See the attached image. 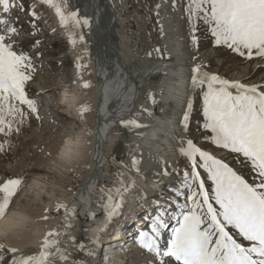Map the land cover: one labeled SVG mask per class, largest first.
I'll return each mask as SVG.
<instances>
[{
	"label": "snow or ice",
	"instance_id": "1",
	"mask_svg": "<svg viewBox=\"0 0 264 264\" xmlns=\"http://www.w3.org/2000/svg\"><path fill=\"white\" fill-rule=\"evenodd\" d=\"M36 4L54 11L73 49L88 52L90 17L74 9L71 0H34L27 9L32 17L31 34L37 31L40 19ZM165 6L184 21L194 50L203 32L215 46L245 61L264 62V0H157V17ZM13 9L25 11L23 0H0V153L11 147L10 138L18 135L32 117L42 119L37 99L40 94H33L30 88L38 67L31 53L18 47L16 37L21 29L16 26L19 18L9 16ZM39 44L36 40L31 47ZM154 51L158 56L164 52L160 48ZM147 55L151 57L152 53ZM89 67L84 56L78 55L76 68L83 89L92 87L83 79V71ZM189 81V96L178 119L176 160H157L160 168L155 175L172 180L169 194L163 201H148L145 197L144 203L151 210L146 211L138 229V246L151 257L150 264H264V83L226 78L207 70L195 56ZM112 91L120 96L129 89L114 85ZM146 99L156 102L151 91L146 93ZM63 102L75 107L87 125L90 104L78 103L71 90L65 92ZM142 113L151 115L141 105L117 118L116 123L139 135L148 127L140 121ZM194 115L200 133L198 142L189 136ZM84 134L93 135L87 127ZM81 141V137H69L63 142L58 160L54 161L58 168L77 174L83 158ZM226 157H231V162ZM102 159L96 161L97 169ZM129 160L130 163L116 164L109 158L116 168L110 174V184L94 183L96 172L80 188L60 177L51 184L34 182L37 193L50 188L52 197L61 191L73 197L71 203L56 198L39 211L20 199L27 177L6 174L0 179V221L17 209L7 223L8 239L29 241L33 225H46L53 214L62 213V227L43 231L35 249L0 242V262L11 254L10 264H96L97 246L121 214L126 196L138 188L136 177L143 175L141 158L130 153ZM81 214L88 221L103 216L101 224L81 227L84 241L71 232L73 221ZM72 251L86 259L74 258Z\"/></svg>",
	"mask_w": 264,
	"mask_h": 264
},
{
	"label": "rangeland",
	"instance_id": "2",
	"mask_svg": "<svg viewBox=\"0 0 264 264\" xmlns=\"http://www.w3.org/2000/svg\"><path fill=\"white\" fill-rule=\"evenodd\" d=\"M33 2L34 0H23L25 11L13 9L10 11L9 16L13 20L16 17L19 18L18 24L16 25L21 29L20 35L16 37L18 47L28 50L34 57V61L38 67V71L35 75V81L31 84L30 88L33 94H40L37 99L42 119L37 120L35 117H32L30 121L26 123L24 127H22V130L18 135H14L10 138L11 147L6 152L0 153V179L4 178L6 174H23L28 177L26 187H28V184L30 183L29 180L32 178V175L34 176L33 173H35V171H32V168L36 167L34 161H36V158H38L39 153L53 146V140L59 139V142H62L63 136L66 134L75 135L79 133L80 127L82 126L80 118L71 112L72 109L70 107H66V105L62 104L61 100L63 92L68 90L72 91L75 87H77V81L80 80L78 77V70L76 68V59L78 55L83 56L82 48L73 49V47H70L71 45L68 41L67 34L65 33L64 29L59 26L58 18L55 16L54 11L45 7H41L39 4H36V11L40 16V19L37 21V31L35 34H31L33 31L30 27L32 17L29 15L27 9L29 4ZM118 5L121 9L120 17H122L121 19L123 20L122 24L124 26V35H126L124 48L125 55L129 59L130 67L133 70L147 76V80L150 85H148L150 88L149 91L152 92L156 101L155 103H152L150 100H147L146 93L144 92L142 96L144 102L139 103V105L136 107V109H139L141 105H144L151 113V115H148V113H142L140 116V121L143 124L148 125V127L142 129V133L146 132L145 130H148L150 125L154 124V121L156 120H161L162 124L160 128L161 131L158 129V131L155 133V136L158 133L162 135L168 133L163 131L166 129V127L164 128V125L166 126L167 124L173 123L175 124L173 126L176 129V135L180 133L178 119L185 105L184 101L189 96V77L190 68L193 64V56L198 58L199 61H202L207 70L218 73L226 78L239 79L245 83L264 82V62L260 61L259 59L245 61L242 58L237 57L230 50L224 47L215 46L211 38L204 35L203 32L200 33L199 46L194 50L190 43L189 36L183 33L185 29L183 26V20L180 18L179 14L169 11L166 6L161 11V15L159 16L161 22L154 27L155 23H150L144 18V13L147 9L146 2L144 0H118ZM0 15H2V10H0ZM161 28H163V31H161ZM53 29H55V31H53ZM36 40H39L40 44L38 47L32 48L31 46ZM168 40H173L176 42H172L169 47H165ZM108 41L110 40L108 39ZM157 48L164 50L162 55L158 56L154 51V49ZM148 52L152 53L151 57L147 55ZM37 53H40L41 55H37ZM166 58L167 60L165 61ZM165 63L172 65L168 67L166 66L168 68L166 73L165 71H162V66ZM180 64L183 67H180L179 69L176 65ZM172 71L177 72L175 77L172 76L174 78V87L177 88L182 84L181 87L183 91H186V94H183L184 98L182 97L184 102H182L183 106L181 109L178 108L180 110H177L175 103H170L169 101L164 103L165 100L163 101V99H161V101L160 95H158L157 92L158 85L164 78L168 79L170 75H175L174 73L171 74ZM74 81L75 84L73 83ZM78 88L79 87L76 89ZM80 90L81 91L80 93L78 92V95L81 98L79 96L76 97V101L78 103H80V100L86 96L84 93L85 89ZM72 92L75 94L77 90ZM197 108H199L198 101ZM197 115L193 116L192 130L189 133V136L193 138L194 141L198 142L200 133L196 129ZM170 130L172 131V128ZM2 139L3 138L0 137V140ZM137 145L138 144L134 145L132 150L127 154L124 162L130 163V153H134L140 157L142 160L143 175L136 177L138 188L134 191H131L127 195L125 203H127L131 198L135 199V197L139 195L141 191L139 189H141V187H145L140 185L142 182L148 183L153 181L149 183L150 186L152 183L157 186L162 182H167V188L163 190L167 193V195L172 184V180H169L168 178L160 179L155 175V173L160 168V165L157 163L159 157L158 151L160 150L157 152L151 148H143L141 150L140 148L142 146H140V143L138 146ZM173 153H175V156H173ZM220 154L223 155V153ZM162 155L163 156L161 158L167 159L169 163L173 160H176L177 156L176 151L164 153ZM226 159L231 162V157H226ZM181 161H178V163ZM21 164L24 165V167H20ZM25 165L28 166V168L29 165L33 167L30 166L29 169L25 170ZM235 166L240 167L239 164H236ZM19 167L20 170H17L16 168L19 169ZM68 178H66L65 181H69L71 185H75L76 187L78 186V178H76L74 175H70ZM174 179L175 177H173V180ZM49 189L50 188L46 189V192L43 195L45 201L48 200V194H51L52 190ZM147 189L149 188H144L142 192L145 193V190ZM31 192L28 193L26 201H30L31 198L33 199ZM150 193L151 192L147 193V195ZM24 194L25 193L22 192L21 196ZM29 195L31 196L30 199ZM46 195L47 197H45ZM162 195L163 194H160L161 197L158 196L155 199H160L163 201L165 197ZM56 196H60L59 192L56 194ZM141 196L138 197L141 198ZM139 200L137 202L138 206L142 208L143 200L140 203ZM125 206L122 207V210H124ZM144 206L147 208H145L144 212L140 210L141 213L151 210L146 204H144ZM142 209H144V207ZM124 212L125 211H122L123 219L125 217ZM143 217L144 216L141 215V221H143ZM102 219L103 216L99 215V219L97 221L95 220L96 222H89L90 224L87 226H91L92 224L91 227H95L100 224ZM116 219L117 218H115V221ZM109 231H112L111 236L115 235L114 229H109ZM137 232H126L127 235H125L124 241L126 245L125 247L119 249L116 245V241H114L112 245L109 246L111 249H113L112 257L109 259L111 262L112 260H118V262L121 263L122 260L123 262H127L126 264H150L151 257L145 251L141 250L140 247L139 250L134 249V246L138 245ZM108 238H111L110 235ZM108 240L109 239L106 237L105 242ZM101 247L102 245L99 244L97 249ZM102 256L104 259L101 262L104 263L107 257L104 253Z\"/></svg>",
	"mask_w": 264,
	"mask_h": 264
},
{
	"label": "bare ground",
	"instance_id": "3",
	"mask_svg": "<svg viewBox=\"0 0 264 264\" xmlns=\"http://www.w3.org/2000/svg\"><path fill=\"white\" fill-rule=\"evenodd\" d=\"M144 1L146 2V8L148 9L145 10L146 12L144 13L145 15L144 18L150 23H155L154 25L155 27L157 24L161 22L160 17H157L154 11V5L156 4V0H144ZM71 5L74 9L78 10L83 16L90 17L92 21L90 34L87 35L89 50L88 52H84L82 49L84 62L90 65V67L87 70L83 71V79L84 80L87 79L88 81H90L92 87L90 89H85L84 93L86 94V96L80 100V103L90 104L92 107V111L87 116V125H85V123L80 120L82 126L80 127L79 133L75 135L66 134L65 136H63L62 142H59V139L53 140L52 142L53 146H51L48 149L44 148L45 150L41 151L39 153V156L37 155L38 158H36V161H34L36 167L32 168V171H35V173H33L34 176L32 175V178H30L29 180L30 183L28 184V187L25 188L26 191L24 190L27 193L32 191L31 196L33 197V199L29 195L30 196L29 199L31 198L30 201H26L27 197L22 200L26 205H30L34 211H39L41 210L42 207L54 203L56 198L65 199L66 202L69 203H71L73 199V197L61 191L59 192L60 196L58 197L57 196L52 197L51 194L50 195L48 194V200L46 199L47 201H45L43 195L46 192V190H44L42 193H37L33 189L29 188V186L34 184V182H39V184L41 185L45 184L46 182L51 184L57 182V177H60L62 180H65L70 175H73L68 173L67 171H64L62 168H58L56 163L54 162L58 160L59 149L63 146V142L66 141L69 137L82 138L80 151L82 153L83 158L79 161V166L77 167V174L74 175L76 178L79 179L77 188H80L84 185V183L89 179L92 172H96L94 183L100 182V183L110 184L111 183L110 174L114 173L116 171V168L109 163V158L115 161L116 164H119L121 161L124 162V159L127 157V154L132 150V148L136 144L139 145L140 143V146L142 147L139 148L141 150L143 148H149V149L151 148L154 149L155 152L160 150L158 151L159 152L158 156L160 158L163 156L162 154L164 153L174 152L175 151L174 148L176 146V144L174 145V143L176 142L175 139L176 129L173 126L175 125L174 123L167 124L166 126L164 125V128L166 127V129H164L163 131L168 133L164 135L158 133L157 136H155V133L158 131V129L161 131L160 129L162 124L161 120L154 121V124L150 125V128H148V130H145L146 132L142 133L143 130H141L140 135H138L137 132L135 133V131H128L116 123V119L119 118L120 116H126L129 114L130 111L136 110V107L139 105V103L144 102V99L142 97L144 92L147 93L150 89L147 76L145 74L133 70L130 67L129 59L125 55L124 48H125L126 35H124V31H123L124 26L122 24L123 23L122 22L123 20L121 19L122 17H120L121 9L118 5V0H71ZM183 26L185 27L183 33L189 36L188 29L184 21H183ZM108 39L110 41H108ZM172 42L174 43L176 41L168 40L166 42L165 47H169ZM166 60L167 58L165 59V61ZM166 66L168 67L172 65H170L169 63L163 64L162 71H165V73L168 70ZM176 66L179 69L180 67H183L181 64ZM172 73H174L175 75H173ZM171 74L172 75H170L168 79L164 78L162 82L158 85L157 92L158 95H160V100L161 99H163V101L165 100L164 103H167V101H169L170 103H175V105L177 106V110H180L181 107L183 106V103L185 102V101L183 102L182 97L184 98L183 94H186L185 93L186 91H183L181 87L182 84L181 85L178 84L179 86L177 85L178 86L177 88L174 87V82H173L174 78L172 76L175 77L177 75V72L172 71ZM80 83H81L80 80L77 81L76 86L79 88L76 89L77 87H75L72 90V91L77 90V92H75L76 97L79 96L78 92L80 93L81 91L80 89L83 90V88L80 87ZM114 85H118L120 89L127 87L129 91L124 95L117 96L112 91ZM65 92L66 91L63 92V96L61 98L62 104H64L63 101H64ZM176 96H177V100H176ZM98 104H101L100 108ZM71 109H72L71 112L74 113L75 116L79 118V116L76 114L75 107H72ZM85 127L91 129L93 135L86 136L84 134ZM171 128L173 132L170 130ZM123 134L127 135L126 141L121 140V136ZM84 141H87V143H85ZM49 151L53 152L52 156L47 155ZM173 156H175V153H173ZM100 157H103V159L100 160V167L99 169H97L96 161ZM182 163L183 161L179 162V164ZM86 165H92V167L88 168L86 167ZM22 166L24 167V165L21 164L20 167ZM30 166L31 165H29V168ZM20 167L19 169L18 168L16 169L20 170ZM29 168L28 166H26V169L25 168L24 169L27 170ZM150 182L148 183L142 182L140 184L141 186H145L144 188H149V189L145 190V193H143L142 191H140V193L138 192L139 193L138 196L142 195L141 198L136 196L135 199L131 198L127 202L128 205L127 203L123 205V207L126 205L124 210L121 209V212L126 211L124 212L125 215L124 219L122 218V214H120L118 217H116L117 219L111 225L110 229L116 230L117 226L120 224L119 222L121 223H126L128 221L132 222L135 221L136 219H138L137 220L139 224L138 226L139 227L141 226L142 224L141 214L139 215V213H141L140 210L142 208L138 206L137 202L140 199L139 200L140 203L142 200L145 199V197L148 200V198L151 197V195L153 194V190H151V186L149 185ZM62 188L63 186L61 185V189ZM144 188L141 187V189ZM149 192L151 193L147 195V193ZM45 197H47V195ZM157 197L158 196L154 197V199ZM142 202L144 203V201ZM80 211L82 213L83 210L81 209ZM61 216L62 213L59 215L53 214V218L46 225L41 223L42 232L48 229L61 228L62 227ZM98 219L99 216L96 219V221ZM89 222L92 221L86 220L82 214L78 215L77 218L73 221L74 228L71 230L72 234L76 235L77 238L82 241L86 240V237L81 232V227L89 225L90 224ZM101 222L102 220L100 221V224ZM131 229L133 233L137 232V227L135 228L130 227L129 229H123L125 230V232H121L122 234L120 235V237H119L120 234L119 232H117L113 236L110 235L111 238H108L106 236L107 235L106 233L103 236V239L101 240L100 243L102 247L96 249L97 254L98 252L101 253L103 252L107 257L106 259H108V262L111 261L109 259L113 254V249H111L109 246H111L114 241H116V245L119 246L120 241L123 240L125 241V235H127L126 232H129ZM40 236L41 234L39 235L38 238H33L32 240L26 242L18 241L15 239L0 238V242H4L5 244L21 247L25 249L27 247L35 249L38 245V240ZM106 237L109 240L105 242ZM122 244L123 247L125 245V242ZM97 254L95 260H97ZM72 256L78 259H86V257L83 256V254L76 251H72ZM10 259H11V254H6L5 261L0 262V264H10ZM103 259L104 257L102 256V260ZM126 263L127 262L125 261L123 262L122 260L121 263H119L118 260H112V264H126ZM98 264H104V263L98 261Z\"/></svg>",
	"mask_w": 264,
	"mask_h": 264
},
{
	"label": "clouds",
	"instance_id": "4",
	"mask_svg": "<svg viewBox=\"0 0 264 264\" xmlns=\"http://www.w3.org/2000/svg\"><path fill=\"white\" fill-rule=\"evenodd\" d=\"M34 187H35V184L29 186L30 189H33ZM27 195L28 193L25 192L24 196L20 197V199L21 200L25 199ZM18 207H19V201H18ZM16 211L17 209H14L13 213L9 214V217H11ZM9 217H6L5 220L0 221V238H7V223H8ZM41 232H42L41 224H34L31 229L30 240H32L33 238H38Z\"/></svg>",
	"mask_w": 264,
	"mask_h": 264
},
{
	"label": "water",
	"instance_id": "5",
	"mask_svg": "<svg viewBox=\"0 0 264 264\" xmlns=\"http://www.w3.org/2000/svg\"><path fill=\"white\" fill-rule=\"evenodd\" d=\"M112 34V33H111ZM99 105V108L101 107V104H98ZM126 139H127V135L126 134H123L122 136H121V140L122 141H126Z\"/></svg>",
	"mask_w": 264,
	"mask_h": 264
}]
</instances>
